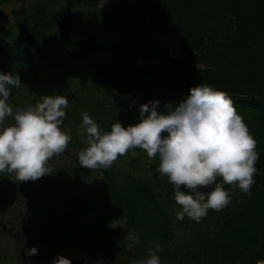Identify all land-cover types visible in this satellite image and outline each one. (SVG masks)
Returning a JSON list of instances; mask_svg holds the SVG:
<instances>
[{"label": "trees", "instance_id": "1", "mask_svg": "<svg viewBox=\"0 0 264 264\" xmlns=\"http://www.w3.org/2000/svg\"><path fill=\"white\" fill-rule=\"evenodd\" d=\"M61 1L64 6L55 12L46 0H0L1 69L18 74L23 81L50 72L90 84L101 93L121 96L124 101H159L157 111L178 106L190 95L191 87L207 84L228 94L257 142L259 153L250 193L239 191L235 207L210 209L196 227L188 225L185 216L182 224L191 231L172 249V223L160 200L180 211L174 200V186L158 173V160L139 167L146 153L135 148L128 172L118 176L106 170L99 178V206L106 212L98 216L93 229L98 235L110 233V222L132 213L133 221L127 218V227L139 234L148 230L132 246L139 254H148V244L152 243L160 246V251L154 253L169 256L172 264L264 261V0H136L140 16L133 21L116 12L115 5L101 17L99 5L109 0ZM119 1L117 5H121ZM35 2L31 12L29 6ZM151 11L172 25L185 56L175 59L161 54L160 74L137 62L144 49L143 21ZM81 18L97 23L99 31L85 40H73L71 33ZM73 101L76 111L68 112L69 122L82 123L76 118L81 108L92 119L98 117L92 111L97 105ZM127 110L128 117L133 114L138 122L139 109ZM149 168L155 170L157 181L163 182V191L151 183ZM214 187L210 186L209 191ZM224 188L231 190L230 185ZM181 190L188 192L183 187ZM68 203L67 219L76 221L83 216L82 203ZM129 235L125 230L112 234L119 242ZM63 237V232L50 224L39 240L45 251L35 264H52L61 251L54 244L63 242ZM30 260L32 256L27 255L24 264H30Z\"/></svg>", "mask_w": 264, "mask_h": 264}, {"label": "clouds", "instance_id": "2", "mask_svg": "<svg viewBox=\"0 0 264 264\" xmlns=\"http://www.w3.org/2000/svg\"><path fill=\"white\" fill-rule=\"evenodd\" d=\"M20 85L18 74L0 73V125L7 117L14 120L13 124L0 127V173H15L18 181L27 182L53 173L48 161L67 149L71 136L60 127L66 116L67 98L44 95L34 106L13 112L8 103L9 87ZM189 92L178 106L163 111H157L159 101L141 104L140 119L135 125L124 127L116 122L110 131L102 132L87 112L81 113L80 139L85 147L78 153L80 166L108 169L119 156L135 148L143 150L150 160L158 157L157 171L174 186V200L181 208L176 213L177 220L187 216L199 222L210 209L226 208L237 186L242 193H250L259 153L243 118L226 92L207 84H197ZM217 178H222L221 182ZM212 185L215 187L210 191L201 190ZM224 185H230L231 191L225 190ZM109 226L120 225L113 221ZM128 239L139 243L138 236L129 235ZM132 246L129 244V248ZM27 254L36 255L38 251L32 247ZM52 264L71 261L58 256ZM130 264L161 261L150 252Z\"/></svg>", "mask_w": 264, "mask_h": 264}, {"label": "rangeland", "instance_id": "3", "mask_svg": "<svg viewBox=\"0 0 264 264\" xmlns=\"http://www.w3.org/2000/svg\"><path fill=\"white\" fill-rule=\"evenodd\" d=\"M136 0H120L121 5H117L118 0L102 2L98 8V14L105 17L106 11L113 5L117 7L116 12L123 14L128 20H138L140 10L136 5ZM45 4L58 12L64 6L61 0H46ZM36 7V2L29 6L32 12ZM8 28V27H6ZM143 52L137 62L148 71L157 74L162 73L161 54H167L175 59H183L180 49L179 36L175 34L171 24L159 20L156 13L149 12L143 21ZM99 25L94 21L81 18L71 33L73 40H85L89 35L97 33ZM4 32H7L4 30ZM6 34V33H5ZM4 34V35H5ZM13 43V41H10ZM203 54L200 55V57ZM191 64L201 68H206L203 64L191 61ZM0 73H8L0 68ZM19 88L9 87V105L13 112L18 108L34 106L41 101L44 95H61L67 98L68 107L65 109L66 116L63 118L61 130L68 132L71 141L67 149L59 155H54L49 161L48 166L53 170L51 175H45L35 181L20 182L16 179L15 173H0V264H24V259L28 255L27 249L35 247L38 254L31 255L30 264H35L45 251L40 239L45 235L46 229L50 224L56 226L63 232V242L58 241L55 247H61L58 256H63L71 261V264H130L135 260L145 258L150 252H159L160 246L149 243L146 255L139 254L137 249L129 248V244L135 245L134 241L128 237H122L121 242L113 237L115 232L126 231L128 234L138 236L148 233V230L141 232L131 230L126 225V219L133 221L132 213L128 217H119L114 222L119 227L111 228L110 233L98 235L93 229V225L98 220V216L104 214L106 209L99 206L100 197L97 194L99 178L106 170H112L115 174H121L130 170V161L133 156V149L126 155L119 156L108 169L90 170L80 166L78 153L85 145L80 139V122H69L68 112L76 111L73 99L89 104L97 105L92 108L98 117L93 120L99 125L100 130L110 131L111 125L119 122L122 126L135 125L137 120L133 114L128 117L127 108L139 109L138 102L124 101L121 96L101 93L96 87L90 84H82L80 81L57 76L50 72H41L32 79L23 81L20 79ZM73 98V99H72ZM71 99V101H70ZM81 105V104H80ZM82 109V113L86 109ZM80 112V111H79ZM77 119L82 122L81 113H77ZM12 117H7L2 126L13 124ZM80 123V124H79ZM141 153V151H140ZM141 165H151L154 161L150 160L146 154L142 155ZM148 167V166H147ZM85 170V171H84ZM155 170H147L148 178L159 191H163V182L157 181L154 177ZM120 179V178H119ZM56 184L55 187L51 185ZM209 191L208 189H201ZM231 191V190H229ZM237 186L231 195V203L227 207H235L239 203ZM69 201H79L83 204V216L76 221H71L65 217V212ZM172 223V239L170 247L175 249L186 240L191 227L182 224V220L176 219L177 210L160 200ZM124 216V215H123ZM188 225L196 227L199 222L190 218ZM112 233V234H111ZM74 237V239H73ZM161 264H172L169 256H159Z\"/></svg>", "mask_w": 264, "mask_h": 264}]
</instances>
